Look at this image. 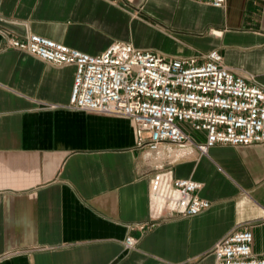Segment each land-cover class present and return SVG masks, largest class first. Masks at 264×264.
I'll return each mask as SVG.
<instances>
[{
    "label": "crops",
    "instance_id": "1",
    "mask_svg": "<svg viewBox=\"0 0 264 264\" xmlns=\"http://www.w3.org/2000/svg\"><path fill=\"white\" fill-rule=\"evenodd\" d=\"M35 34L88 55L113 42L165 58L211 50L264 89V0H0V264H214L213 244L249 224L264 257V144L215 145L170 165L209 207L149 219L155 161L121 116L68 109L73 68L5 47ZM181 128L195 141L203 133ZM154 226L138 229V225ZM128 236L131 250L122 246Z\"/></svg>",
    "mask_w": 264,
    "mask_h": 264
},
{
    "label": "built area",
    "instance_id": "2",
    "mask_svg": "<svg viewBox=\"0 0 264 264\" xmlns=\"http://www.w3.org/2000/svg\"><path fill=\"white\" fill-rule=\"evenodd\" d=\"M198 1L217 9L225 2ZM5 47L53 66H71L69 110L131 120L136 146L155 161L148 185L152 221L192 217L209 207L208 201L197 196L200 183L173 178L169 167L177 159L193 151L206 155L215 145L264 144V89L232 74L215 50L197 62L194 57L165 58L113 42L100 54L88 55L35 34L7 38ZM181 124L203 133V141L189 137ZM250 227L236 226L213 244L214 264H264V257L251 253ZM135 245L136 240L128 236L122 241L125 250Z\"/></svg>",
    "mask_w": 264,
    "mask_h": 264
}]
</instances>
